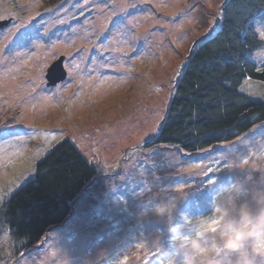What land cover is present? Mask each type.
Returning <instances> with one entry per match:
<instances>
[{"label": "rangeland", "instance_id": "obj_1", "mask_svg": "<svg viewBox=\"0 0 264 264\" xmlns=\"http://www.w3.org/2000/svg\"><path fill=\"white\" fill-rule=\"evenodd\" d=\"M225 1L0 0V208L62 140L95 170L60 226L19 256L12 243L0 247V264H167L172 230L209 231L213 196L245 175L228 165L254 162L264 122L193 156L149 143ZM257 50L251 60L262 70ZM60 57L66 79L48 87ZM239 92L264 102V82L246 79ZM168 201L176 203L171 219L152 212Z\"/></svg>", "mask_w": 264, "mask_h": 264}, {"label": "trees", "instance_id": "obj_2", "mask_svg": "<svg viewBox=\"0 0 264 264\" xmlns=\"http://www.w3.org/2000/svg\"><path fill=\"white\" fill-rule=\"evenodd\" d=\"M216 31L192 49L165 117L150 147L171 146L188 155L239 139L264 122V102L239 92L244 80L264 82L251 60L263 45L264 0H226ZM95 170L68 139L36 163L34 177L3 202L0 212L19 256L70 215Z\"/></svg>", "mask_w": 264, "mask_h": 264}, {"label": "clouds", "instance_id": "obj_3", "mask_svg": "<svg viewBox=\"0 0 264 264\" xmlns=\"http://www.w3.org/2000/svg\"><path fill=\"white\" fill-rule=\"evenodd\" d=\"M256 32L264 41V24L257 25ZM255 57L264 60V49H258ZM252 156V163L243 159L228 165L229 170L235 167L245 175L213 196L218 222L213 228L206 232L198 226L191 236L172 230L174 251L167 264H264V147ZM175 207L168 201L152 212L171 219ZM11 243L10 236H0V247Z\"/></svg>", "mask_w": 264, "mask_h": 264}, {"label": "water", "instance_id": "obj_4", "mask_svg": "<svg viewBox=\"0 0 264 264\" xmlns=\"http://www.w3.org/2000/svg\"><path fill=\"white\" fill-rule=\"evenodd\" d=\"M6 23H3V25ZM2 24H0L1 26ZM64 57L55 61L46 72V81L48 87H53L66 79V72L63 67Z\"/></svg>", "mask_w": 264, "mask_h": 264}, {"label": "snow or ice", "instance_id": "obj_5", "mask_svg": "<svg viewBox=\"0 0 264 264\" xmlns=\"http://www.w3.org/2000/svg\"><path fill=\"white\" fill-rule=\"evenodd\" d=\"M216 223H218V222L216 220H214L212 224H208V225H206V227L207 228H213Z\"/></svg>", "mask_w": 264, "mask_h": 264}]
</instances>
